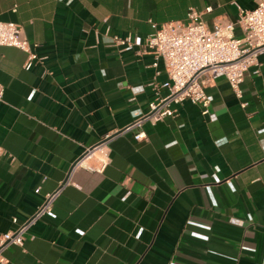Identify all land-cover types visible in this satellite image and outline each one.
I'll use <instances>...</instances> for the list:
<instances>
[{"label":"crops","instance_id":"obj_1","mask_svg":"<svg viewBox=\"0 0 264 264\" xmlns=\"http://www.w3.org/2000/svg\"><path fill=\"white\" fill-rule=\"evenodd\" d=\"M255 2L0 0V18L17 21L37 54L24 64L25 50L0 43V232L66 178L0 264H264V51L241 96L217 75L206 111L183 98L142 120L143 137L119 130L165 78L141 45L150 19L210 4L201 16L211 24ZM127 33L130 47L113 41ZM105 132L102 170L70 168Z\"/></svg>","mask_w":264,"mask_h":264},{"label":"built area","instance_id":"obj_2","mask_svg":"<svg viewBox=\"0 0 264 264\" xmlns=\"http://www.w3.org/2000/svg\"><path fill=\"white\" fill-rule=\"evenodd\" d=\"M210 7V4H205L202 9H197L188 5L183 19L149 20L152 28L143 35L141 45L152 52L154 63L156 58H161L165 78L154 83L155 94L148 99L147 109L134 114L119 130L135 127L133 137L141 138L145 135L140 128L142 120L153 121L171 115L174 112L172 103L183 98L199 103L201 112L206 111L208 94L204 87L217 75L225 76L236 95H242L240 82L244 73L248 69L259 70L260 54L264 51V0H256L251 7L239 5L235 19L217 18L207 24L201 12ZM235 25H239L240 34L234 31ZM113 41L130 47L134 38L127 33L113 36ZM0 43L25 50L24 64L37 57L21 25L15 20L0 18ZM158 85L164 86L166 91L159 93ZM2 92L0 82V98ZM109 136L110 133L105 132L96 141L84 145L71 161L70 168L80 165L102 170L109 159ZM65 182L66 178L57 187L44 191L40 203L25 218L18 220L11 216L10 220L15 225L0 232V263L5 261L3 250L12 245L21 246L28 226L50 211L53 200ZM38 189V186L34 187V191Z\"/></svg>","mask_w":264,"mask_h":264}]
</instances>
